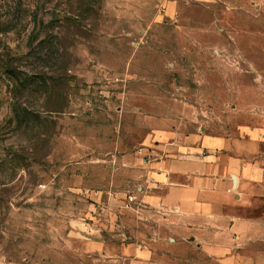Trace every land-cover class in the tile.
<instances>
[{
  "label": "rangeland",
  "instance_id": "1",
  "mask_svg": "<svg viewBox=\"0 0 264 264\" xmlns=\"http://www.w3.org/2000/svg\"><path fill=\"white\" fill-rule=\"evenodd\" d=\"M161 117L264 130V0H0V264H108Z\"/></svg>",
  "mask_w": 264,
  "mask_h": 264
},
{
  "label": "crops",
  "instance_id": "2",
  "mask_svg": "<svg viewBox=\"0 0 264 264\" xmlns=\"http://www.w3.org/2000/svg\"><path fill=\"white\" fill-rule=\"evenodd\" d=\"M147 125L132 158L139 205L122 208L128 240L98 241L97 254L108 264H189V253L192 264H264V130L213 134L171 117ZM138 225L151 228L148 237Z\"/></svg>",
  "mask_w": 264,
  "mask_h": 264
},
{
  "label": "built area",
  "instance_id": "3",
  "mask_svg": "<svg viewBox=\"0 0 264 264\" xmlns=\"http://www.w3.org/2000/svg\"><path fill=\"white\" fill-rule=\"evenodd\" d=\"M138 205L139 204L137 202V199L133 193L128 192L123 194V203H122L123 209L135 210Z\"/></svg>",
  "mask_w": 264,
  "mask_h": 264
}]
</instances>
